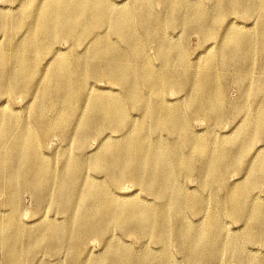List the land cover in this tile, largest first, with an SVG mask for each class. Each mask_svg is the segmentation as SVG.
<instances>
[{
	"label": "bare ground",
	"instance_id": "1",
	"mask_svg": "<svg viewBox=\"0 0 264 264\" xmlns=\"http://www.w3.org/2000/svg\"><path fill=\"white\" fill-rule=\"evenodd\" d=\"M18 2L0 10L2 264H264V254L246 250L264 246V198L248 201L255 187L264 191V17L255 15L264 0ZM234 19L258 22L257 38ZM192 34L201 45L195 59L184 46ZM229 79L241 93L231 116L220 84ZM17 96L38 101L18 116L6 106ZM195 118L209 134L240 119L217 141L191 130ZM53 138L63 152L57 170L45 159ZM193 174L198 192L216 194L211 210L184 188ZM232 174L241 181L233 187ZM25 193L40 215L35 228L20 220Z\"/></svg>",
	"mask_w": 264,
	"mask_h": 264
},
{
	"label": "rangeland",
	"instance_id": "2",
	"mask_svg": "<svg viewBox=\"0 0 264 264\" xmlns=\"http://www.w3.org/2000/svg\"><path fill=\"white\" fill-rule=\"evenodd\" d=\"M19 1V0H18ZM17 0H0V10L1 11H7V9H8V7L9 6H12V7H14V8H16V5H18V2ZM117 1H120V0H117ZM11 2H13V4H11ZM157 9V10H156ZM161 10V11H160ZM16 13L15 14H17V13H19L20 12V9H18V10H16L15 11ZM155 12L156 13H158V14H162V12H163V10H162V8L161 7H155ZM256 16H261V17H264V12L263 13H260V12H258V13H256L255 14ZM231 18H234V17H231ZM234 21H235V23L237 24V25H239V26H244V27H250V28H252V30L254 31V37L255 38H257V34L259 33L258 32V22H252V20H249V21H245V20H242V19H234ZM237 21V22H236ZM241 21V22H240ZM238 22H240V23H238ZM258 23V24H257ZM254 28H256V30H254ZM23 30H21L20 32H22ZM257 31V32H256ZM256 32V33H255ZM177 33H179V31L178 30H175V31H172V32H170V34H172V35H176ZM17 37L18 36H16V38H15V41L17 40ZM19 38V37H18ZM146 37L144 36L143 37V42L147 39H145ZM0 40L1 41H3V42H1L0 41V45L1 44H4V42H5V40H4V37L3 36H1V34H0ZM256 41V40H255ZM146 45H145V52H146V54H147V56H149V57H151V60H152V62L154 63V64H158V62L155 60V58H154V56L155 55H153L154 54V44H153V46H152V44H149V43H147V42H144ZM118 44L121 46V47H123V43L122 42H120L119 40H118ZM149 44V45H148ZM207 44H212V42L211 43H208L207 42ZM66 46V47H65ZM184 46H185V48L188 50V52L190 53V55H191V58H193V59H195L196 58V56H197V54L199 53V51L198 50H200L199 49V47L201 46L200 45V41H199V38L196 36V35H194V34H192V35H190V37L188 38V40L186 41V42H184ZM67 47H68V45L67 44H65V43H59V44H57V46H56V48H59L61 51H63V52H66V49H67ZM77 49V48H76ZM78 51H80L79 49H77ZM149 50V51H148ZM151 55V56H150ZM153 57V58H152ZM203 57L204 56H202V58L201 57H199V58H201V59H199V60H201L202 61V59H203ZM154 60V61H153ZM45 61V62H44ZM49 61V58L47 59H44V60H40V63L37 65V68H38V72L41 74L42 72H43V70L46 68V66H48L47 65V62ZM258 61H259V58H257V57H255V63L256 64H258ZM51 63V62H50ZM42 64V65H41ZM42 66V67H41ZM253 76H254V78H253ZM258 77V73L257 72H253V73H251V80H253V81H256V78ZM44 80L45 79H43L42 80V83H44ZM230 80V81H229ZM229 80H227V82H225L224 80H221V82H220V84L224 87V90H225V98H226V106L228 107V110H227V113L231 116V113H232V107H233V105H234V103L236 102V100L240 97V89L238 88V86H237V84L234 82V81H232L231 79H229ZM233 84V86H232V84ZM95 86H96V88H98V89H104V90H106V89H113V88H115V87H113V86H110V85H108L107 83H105V82H100V83H96L95 84ZM109 86V87H108ZM106 87V88H105ZM238 88V89H237ZM170 95V96H169ZM168 95V97L167 98H169V100H174V99H176L177 98V95L175 94V92L174 91H172V93H170ZM229 95V96H228ZM167 96V95H166ZM18 97V96H17ZM13 97V98H10V100L7 102V107H9V108H13L16 112H18V116H23V115H27L26 114V112L29 110V108H31L32 106H34L37 102H35V101H38V98H37V100L35 99V100H33L32 102H30L31 100H30V98L29 97H25V99L23 98V97ZM23 100H21V99ZM16 99V100H15ZM26 99H28L27 101H25ZM231 100V101H230ZM3 102H4V99L3 98H1L0 99V105H3ZM11 102V103H10ZM30 103V104H29ZM12 104H13V106H12ZM25 104H26V106H25ZM9 105V106H8ZM29 105V106H28ZM25 106V107H24ZM79 106V105H78ZM17 108V109H16ZM24 108V109H23ZM230 109V110H229ZM21 112V113H20ZM23 112H24V114H23ZM22 114V115H21ZM132 114H135V111H132ZM240 118H237L236 120H234L233 121V119H226L225 121H223L222 123H221V125L220 126H218V127H213L214 128V131H215V133H211L212 134V137H210L211 136V134H209L208 132L209 131H211V129H212V127H210V124L208 123V122H206V121H202L201 119H198V118H195V119H193V120H191L192 122V131H195V132H199L200 134H201V136H205V137H208V135H209V138L210 139H212V140H220L221 138H223V139H227L228 137H232L233 136V133H235V127L237 126L236 124H238V126H239V122H238V120H239ZM226 122V123H225ZM208 123V124H207ZM223 124H224V126H223ZM205 128V129H204ZM203 133V134H202ZM163 137H164V135H163ZM217 143V142H216ZM59 140L57 139V138H53L52 140H51V142L49 143V153L48 154H46L47 155V157L45 158V159H50L49 160V162H50V165L52 166V167H54L53 169L54 170H57L58 169V167L61 165V161H62V149L61 148H59L58 149V147H59ZM95 148H96V143L95 142H92L91 143V146H89V148H88V150H90V151H94L95 150ZM261 148V144H256L255 146H254V151H256V150H259ZM57 149H58V151H57ZM182 149H184L185 150V148L183 147ZM52 151H54L53 153H52ZM55 154H57V155H55ZM59 154V155H58ZM53 155V156H52ZM60 157V158H59ZM58 158V159H57ZM61 160V161H60ZM52 161V162H51ZM196 174H193L188 180H185L184 181V183H183V185H184V188L186 189V190H190V191H192L193 193H194V195H197V196H200V197H202V199H204V200H207V204H206V206H207V208H208V210H211L212 209V207L214 206V204H215V202L214 201H211V200H213V197L214 196H212V195H214L215 193H214V191H212V190H207V191H201V192H198V190H197V179H196ZM238 177L237 176H235L234 174H232L231 176H229L228 177V182L230 183V185L232 186L233 184H235V183H237V185H238V183H241V181L239 180V181H236V179H237ZM233 187V186H232ZM134 189H133V187H130V186H128L127 187V189H126V191H128V192H134L133 191ZM254 192V193H253ZM251 194H250V196H249V199H248V201L249 202H251V201H259V200H261V199H263L264 198V191H263V187H259V186H257V187H255V189L254 190H252L251 192H250ZM253 193V194H252ZM24 195V196H23ZM253 195V196H252ZM254 195H256L255 197H254ZM215 196H216V194H215ZM138 197H140V199L142 198V199H145V198H147V197H145L144 195H142V194H138ZM21 199H22V210H23V212L25 211L26 213V215H21L20 216V220L21 221H23V222H25V223H31V222H33L32 224V226L31 227H26V228H35V227H37L38 225H39V223L38 222H36L35 220L40 216H35L34 217V214H35V211H36V202H35V200L33 199V198H31L30 197V195L28 194V193H25V194H22V196H21ZM136 199H138V198H136ZM253 199V200H252ZM210 201V202H209ZM210 203V204H209ZM3 199L2 198H0V213H2V212H5V211H9V207H4L3 205ZM213 204V205H212ZM211 205V206H210ZM2 206V207H1ZM4 207V208H3ZM3 214V213H2ZM50 215H51V213H50ZM23 216V217H22ZM202 216V215H201ZM36 218V219H35ZM56 219L57 220H61L62 219V215H56ZM195 219H197L196 217L193 219V220H195ZM223 222L225 223V225H226V227H228V229L229 230H231V232H240L241 230V224L240 223H233V222H231L228 218H224L223 219ZM240 224V225H239ZM136 239H132V238H130V239H128V243L130 244V245H132V246H134V247H138V241H137V243H136ZM260 246V247H259ZM91 247V249L90 250H92V252H94V253H97V252H99L100 250H101V246L98 244V243H96V242H94V244L93 245H91L90 246ZM154 248V247H153ZM174 249L175 247L174 246H172L171 247V249ZM246 250H247V252L249 253V255L250 256H252V257H259V256H261V255H263L264 254V246H261V245H250V244H248L247 246H246ZM171 252H172V254L173 255H175L176 257H177V250H176V248H175V250H171ZM251 252V253H250ZM46 257V258H45ZM3 253H2V251L0 250V259H1V263L0 264H2V262H3ZM44 260L45 261H50V258L48 257L47 258V256H44ZM226 259V256H224L223 257V259ZM46 259H48V260H46Z\"/></svg>",
	"mask_w": 264,
	"mask_h": 264
}]
</instances>
